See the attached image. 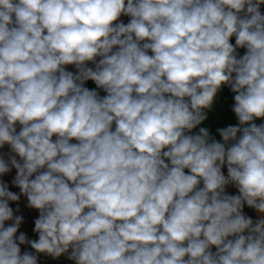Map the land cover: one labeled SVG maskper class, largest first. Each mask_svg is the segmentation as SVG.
Masks as SVG:
<instances>
[{
    "label": "clouds",
    "instance_id": "obj_1",
    "mask_svg": "<svg viewBox=\"0 0 264 264\" xmlns=\"http://www.w3.org/2000/svg\"><path fill=\"white\" fill-rule=\"evenodd\" d=\"M262 6L0 0V264H264Z\"/></svg>",
    "mask_w": 264,
    "mask_h": 264
},
{
    "label": "crops",
    "instance_id": "obj_2",
    "mask_svg": "<svg viewBox=\"0 0 264 264\" xmlns=\"http://www.w3.org/2000/svg\"><path fill=\"white\" fill-rule=\"evenodd\" d=\"M261 10L264 11V6H262ZM240 51H241V54H243L244 50H240ZM88 87L95 88V85L93 82L89 81ZM104 94L105 93L101 92V95H104ZM233 103H234L233 94L231 93L230 89L224 88L217 97L216 105L214 107L213 112L209 114L208 121H206L205 124L202 125V126L209 127L211 133L217 139H220L219 134L216 131L218 128L227 127L229 125H236L238 123L235 117V114L231 111ZM262 122H264V120L256 121L257 124L262 123ZM0 151L7 152L8 149L7 147H5V149L0 150ZM224 171L226 174V168L224 169ZM14 176H15V170L13 169L11 173L3 177H0V179H2L5 183H8L9 190L19 193V189L13 186L11 183ZM227 191L230 194H236V190L233 187H229ZM10 207L13 208L15 215H22V216H24L26 211L29 209L27 207L26 198L23 196H21V199L18 203L10 202ZM17 207H19V211H16ZM244 211H245V214L251 216L254 220L258 218L255 210H252L249 214L247 210V206H245ZM7 223H11V222H6V224ZM33 228H34V221H24L21 225L20 231L24 232L29 237V239H37L38 236L33 232ZM21 248H22V252L32 251L30 249V246L28 245H22ZM39 264H72V262L68 261L66 257H63V256L56 260H53L51 257L41 254L39 257Z\"/></svg>",
    "mask_w": 264,
    "mask_h": 264
},
{
    "label": "built area",
    "instance_id": "obj_3",
    "mask_svg": "<svg viewBox=\"0 0 264 264\" xmlns=\"http://www.w3.org/2000/svg\"><path fill=\"white\" fill-rule=\"evenodd\" d=\"M262 12H264V11H262ZM121 19H123L125 23H127V21H128V17H121ZM69 70L74 71V68L69 66ZM86 86L88 87V82H87ZM225 88H227V87H225ZM247 210H248V212L250 214V212L253 209H249L247 207ZM37 216H38V212L36 210L28 209L23 217H24V221H34Z\"/></svg>",
    "mask_w": 264,
    "mask_h": 264
}]
</instances>
